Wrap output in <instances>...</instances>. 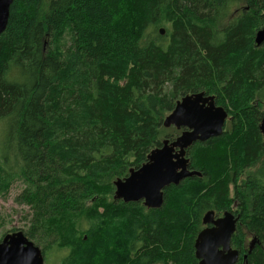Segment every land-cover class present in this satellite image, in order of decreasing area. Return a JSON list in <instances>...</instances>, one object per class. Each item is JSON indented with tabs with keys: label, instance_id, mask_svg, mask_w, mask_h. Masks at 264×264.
<instances>
[{
	"label": "trees",
	"instance_id": "trees-1",
	"mask_svg": "<svg viewBox=\"0 0 264 264\" xmlns=\"http://www.w3.org/2000/svg\"><path fill=\"white\" fill-rule=\"evenodd\" d=\"M263 25L264 0L11 2L0 33V195L21 185L14 200L29 212L18 229L44 264L58 252V264H198L207 210L238 215L235 264H264ZM198 91L229 117L186 149L201 175L165 187L158 208L115 199L114 180L181 132L163 116Z\"/></svg>",
	"mask_w": 264,
	"mask_h": 264
},
{
	"label": "water",
	"instance_id": "water-1",
	"mask_svg": "<svg viewBox=\"0 0 264 264\" xmlns=\"http://www.w3.org/2000/svg\"><path fill=\"white\" fill-rule=\"evenodd\" d=\"M13 0H0V32L6 26ZM163 33V31H161ZM264 40V25L255 36L256 44ZM227 114L216 105L214 95H186L176 103L173 112L164 120L165 126L183 128L181 135L164 139L150 150L146 161L130 168L128 175L114 181V198L124 202L141 201L147 208H158L163 202V189L182 179L200 173L188 168L186 149L196 141L219 135ZM264 145V113L259 123ZM237 217L226 211L214 218L213 211L202 217L204 227L197 235L194 248L199 264H235L239 251L230 245ZM0 264H44L40 247L28 239L22 230L6 232L0 239Z\"/></svg>",
	"mask_w": 264,
	"mask_h": 264
},
{
	"label": "rangeland",
	"instance_id": "rangeland-1",
	"mask_svg": "<svg viewBox=\"0 0 264 264\" xmlns=\"http://www.w3.org/2000/svg\"><path fill=\"white\" fill-rule=\"evenodd\" d=\"M238 11L239 10H234V15ZM262 108L264 109V106ZM1 124L2 123H0V134L3 128ZM170 127H173V126H170ZM163 128L167 129L169 127L166 128L163 126ZM178 130L182 131L183 128L178 129ZM20 190H21V185L18 182H16L11 186V188H9V191L7 194L3 196L0 195V237L3 236L5 232H8L9 230L13 228L16 230H21L18 228H22V227L24 228L27 226L28 222H27V219L25 218V215L29 212L28 207L25 205H19L14 200L17 194L20 192ZM62 256H63L62 252L53 254L49 258V260H47V263L48 264H58ZM44 262H45V259H44Z\"/></svg>",
	"mask_w": 264,
	"mask_h": 264
},
{
	"label": "bare ground",
	"instance_id": "bare-ground-1",
	"mask_svg": "<svg viewBox=\"0 0 264 264\" xmlns=\"http://www.w3.org/2000/svg\"><path fill=\"white\" fill-rule=\"evenodd\" d=\"M9 14V13H8ZM260 30V29H259ZM259 30L256 32V34H255V36L257 35V33L259 32ZM161 31H163L164 32V30H163V28H159V32L161 33V34H163ZM1 33V32H0ZM254 41H255V37H254ZM255 43H256V41H255ZM186 95H194V96H198V95H202V96H208V95H206L205 93H204V91H198V92H193V93H188V94H185V95H183V96H181L178 100H176V102H175V104H174V107L172 108V110L170 111V112H168L167 114H165L164 116H163V119H162V125L164 126V127H170V126H173V125H170V126H165L164 125V120L173 112V110L175 109V107H176V103L178 102V101H180L184 96H186ZM219 106H221V105H219ZM222 107V106H221ZM223 108V107H222ZM223 110L226 112V114H227V111L223 108ZM263 113H264V109H263ZM263 115V114H262ZM227 117H228V114H227V116H226V118H225V120H224V122L226 121V119H227ZM258 123H260V122H258ZM224 125V124H223ZM259 126V125H258ZM174 127V126H173ZM259 128V127H258ZM177 129V128H176ZM184 130V129H183ZM182 130V131H183ZM222 130H223V127H222V129H221V132H222ZM260 130V129H259ZM182 131L177 135V136H179V135H181V133H182ZM221 132L219 133V135L221 134ZM261 133V132H260ZM217 136V135H216ZM164 139H167V138H164ZM163 139V140H164ZM162 140V141H163ZM162 141H161V143H162ZM262 141H263V137H262ZM155 148V147H154ZM188 148V147H187ZM153 149V148H152ZM150 152V151H149ZM148 152V153H149ZM148 155V154H147ZM147 157V156H146ZM194 171H196V170H194ZM129 172V171H128ZM196 172H198V171H196ZM199 173V172H198ZM201 175V174H200ZM200 175H198V176H200ZM125 178V177H124ZM115 181V180H114ZM113 184H114V182H113ZM115 188V187H114ZM114 191H115V189H114ZM202 230V229H201ZM200 230V231H201ZM199 231V232H200ZM198 232V233H199ZM234 232H235V230H234ZM233 232V233H234ZM232 233V234H233ZM198 235V234H197ZM3 237V236H2ZM1 237V238H2ZM197 237V236H196ZM0 238V239H1ZM195 242V241H194ZM43 253V252H42ZM194 256H195V248H194ZM243 257L245 258V255H243ZM196 258V257H195ZM197 259V258H196ZM198 260V259H197ZM198 264H199V260H198Z\"/></svg>",
	"mask_w": 264,
	"mask_h": 264
},
{
	"label": "flooded vegetation",
	"instance_id": "flooded-vegetation-1",
	"mask_svg": "<svg viewBox=\"0 0 264 264\" xmlns=\"http://www.w3.org/2000/svg\"><path fill=\"white\" fill-rule=\"evenodd\" d=\"M227 114H228V113H227ZM228 118H229V117H227V119H228ZM227 119H226V120H227ZM224 126H225V122H224V125H223V129H224ZM262 142H263V141H262ZM192 144H193V143H192ZM192 144H191V145H192ZM191 145H190V146H191ZM190 146H189V147H190ZM143 163H144V162H143ZM199 173H200V172H199ZM127 175H128V174H127ZM122 179H123V178H122ZM114 189H115V188H114ZM121 200H122V199H121ZM122 201H123V200H122ZM141 203H142V202H141ZM146 208H147V207H146ZM208 211H213V213H214V218H218V217L222 216L223 213H224V212H223L222 214H217V213L214 212V210H207L206 212H208ZM206 212H205V213H206ZM229 212L233 213V214H234V217H237V221H238V215L235 213V211H229ZM205 213H204V214H205ZM204 214H203V215H204ZM203 215H202V217H203ZM237 221H236V226H237ZM202 225H203V227H202L201 229H203V228L206 227V226H211L210 224H207V225L202 224ZM201 229H200V230H201ZM235 229H236V227H235ZM200 230H199V231H200ZM197 234H198V233H197ZM196 236H197V235H196ZM231 236H232V235H231ZM195 239H196V237H195ZM194 241H195V240H194ZM230 245H231V238H230ZM231 247H232L233 249H236V248H234L232 245H231ZM238 258H239V256H238ZM237 260H238V259H237Z\"/></svg>",
	"mask_w": 264,
	"mask_h": 264
}]
</instances>
